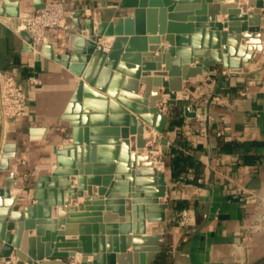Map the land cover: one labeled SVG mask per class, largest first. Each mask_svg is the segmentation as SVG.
I'll list each match as a JSON object with an SVG mask.
<instances>
[{
  "label": "water",
  "instance_id": "1",
  "mask_svg": "<svg viewBox=\"0 0 264 264\" xmlns=\"http://www.w3.org/2000/svg\"><path fill=\"white\" fill-rule=\"evenodd\" d=\"M26 1L0 0V16L29 18L31 12L21 9ZM31 2L34 9L45 5ZM263 5L121 0L119 8L132 14L112 19L72 5L75 31L60 45L53 36L25 42L26 51L74 75L76 87L61 116L71 133L53 146L51 173L38 178L32 203L23 204L15 173L0 179V264L14 250L18 261L12 264H70L77 253L79 264H149L160 250L162 234L155 229L169 208L160 200L168 189L165 161L151 155L157 144L169 143L171 107L184 100L191 78L215 74L212 67L238 75L253 59L264 64ZM184 110L197 115L190 105ZM146 124L154 129L147 136ZM30 133L40 140L47 130ZM147 140L153 145L147 147ZM18 150V143L3 144L0 170H10ZM79 197L84 201L77 203ZM207 216L208 208L193 231Z\"/></svg>",
  "mask_w": 264,
  "mask_h": 264
},
{
  "label": "crops",
  "instance_id": "2",
  "mask_svg": "<svg viewBox=\"0 0 264 264\" xmlns=\"http://www.w3.org/2000/svg\"><path fill=\"white\" fill-rule=\"evenodd\" d=\"M61 1L72 16V5L91 8L104 19L132 14L130 9L119 8L121 0ZM241 1L248 4V0ZM21 9L30 12L31 0L22 2ZM253 9L249 6L250 11ZM261 10L264 47V5ZM228 16L223 14L224 20ZM20 23L21 18L0 16V68L14 74L30 97L28 111L0 124V150L5 143L19 144L10 170H0V179L15 173L17 185L23 188V204L27 205L34 201L38 178L51 173L56 158L53 146L70 136L71 127L61 116L76 84L64 66L24 49L26 31L18 29ZM73 31L74 26L69 30L50 28L47 36L55 37L60 45ZM165 46L168 48L169 43ZM212 69L215 74L188 81L184 100L171 107L165 133L169 143L157 144L151 155L165 161L161 172L166 175L168 189L160 200L168 202L169 208L166 220L155 229L162 234L160 250L149 264H264V223L259 231L247 230L257 212L264 209L259 206L264 199V64L253 59L238 75H229L221 65ZM31 76L36 83L30 82ZM187 105L196 112L195 117L186 115ZM32 128H46L44 139L34 137ZM145 130L154 129L146 124ZM151 145L153 141L147 140V147ZM178 153L194 162L180 175L172 165V157ZM83 201L84 197L77 199V203ZM206 208L208 216L202 228L193 231L204 220ZM10 258L4 264L18 261L15 250ZM81 259L82 254L77 253L68 262L79 264ZM25 264H29L27 260Z\"/></svg>",
  "mask_w": 264,
  "mask_h": 264
},
{
  "label": "built area",
  "instance_id": "3",
  "mask_svg": "<svg viewBox=\"0 0 264 264\" xmlns=\"http://www.w3.org/2000/svg\"><path fill=\"white\" fill-rule=\"evenodd\" d=\"M30 12L29 18H21L18 29L26 31L24 41L31 45L46 42L47 30L50 28L69 30L74 26L73 16L66 11L61 0L45 2L43 7L33 8ZM29 80L31 83L37 82L34 76ZM29 106L30 97L27 89L19 83L14 74L0 68V124L28 111ZM259 206L264 207V199L260 200ZM263 223L264 209L257 212L247 229L248 232L261 230Z\"/></svg>",
  "mask_w": 264,
  "mask_h": 264
},
{
  "label": "trees",
  "instance_id": "4",
  "mask_svg": "<svg viewBox=\"0 0 264 264\" xmlns=\"http://www.w3.org/2000/svg\"><path fill=\"white\" fill-rule=\"evenodd\" d=\"M193 159L189 156H185L183 153H178L172 157V165L175 174L180 175L182 172L186 171L189 166L193 165Z\"/></svg>",
  "mask_w": 264,
  "mask_h": 264
},
{
  "label": "bare ground",
  "instance_id": "5",
  "mask_svg": "<svg viewBox=\"0 0 264 264\" xmlns=\"http://www.w3.org/2000/svg\"><path fill=\"white\" fill-rule=\"evenodd\" d=\"M145 135H146V136L149 135V131H146V130H145ZM144 152H145V151H144Z\"/></svg>",
  "mask_w": 264,
  "mask_h": 264
}]
</instances>
